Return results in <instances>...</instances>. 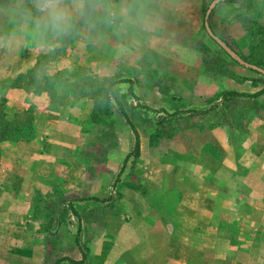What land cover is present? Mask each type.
Returning <instances> with one entry per match:
<instances>
[{"label": "rangeland", "instance_id": "obj_1", "mask_svg": "<svg viewBox=\"0 0 264 264\" xmlns=\"http://www.w3.org/2000/svg\"><path fill=\"white\" fill-rule=\"evenodd\" d=\"M211 1L195 22L187 10L170 20L174 41L195 52L191 63L139 53L117 59L68 42L41 54L23 78L3 83L45 97L39 109L0 120V128L10 122L25 139L45 111L81 98L94 102L74 155L89 185L70 193L61 178H50L31 214L44 233L57 226L44 235L42 264H264V93L251 97L264 90V76L237 64L208 36ZM260 2L214 9L208 23L245 62L261 60L264 69V51L249 50L239 23L226 20L241 10L256 32L264 25ZM113 82H122L117 96L108 91ZM2 100L1 90L0 114ZM3 247L0 254L11 250Z\"/></svg>", "mask_w": 264, "mask_h": 264}, {"label": "crops", "instance_id": "obj_2", "mask_svg": "<svg viewBox=\"0 0 264 264\" xmlns=\"http://www.w3.org/2000/svg\"><path fill=\"white\" fill-rule=\"evenodd\" d=\"M205 1L159 0L161 6L170 14L168 20L170 23L167 22L165 25L166 34L170 33L169 28L171 30L173 27V22L170 20L175 18L176 11L194 12L193 16L189 15V18L195 22L205 7L203 5ZM213 1L210 2L208 8ZM236 1L225 0L216 4L210 13L211 17L214 9H222V7L228 9L234 6ZM260 4L264 5V0H261ZM235 13H237V17L234 16ZM181 17L183 18V15L177 16L180 19ZM226 20L231 26L239 23L240 25L236 26L242 34H247L250 44L255 41L251 29H249V22L241 10L232 11ZM221 21L220 18L219 23ZM261 28L263 34L259 37L264 41V25L259 26L260 30ZM210 30L212 31L213 28ZM263 51L264 49H261V52ZM43 53L35 47H22L18 50L0 47V92L2 90L3 96L1 107L7 118L29 113L34 107L39 109L43 104H46L42 93H31L23 85L12 84L3 87L6 80H19L29 71L35 69L37 59ZM70 60L71 58L67 59L69 64L67 67L72 71L71 67L75 64ZM121 86L122 82H117L112 87L115 96H117V89ZM129 90L132 91V88L130 87ZM66 106L60 110H49L42 113V116L33 124L31 138L22 137L15 142L0 143V251H6L3 246L11 248L7 253L0 254V264H42L40 253L41 246H46L44 235H54L57 226L48 227L44 233L41 231V227H38L40 224L37 220H33L34 217L31 218V214L37 202V196L43 193V190L47 194L50 178H61L63 186L72 188L69 190L70 193H73L74 188L78 189L89 185V179L84 174L85 168L79 165L80 162H75L77 158H74V155L78 148L77 142L82 135L80 124L83 118L89 117L94 102L81 98ZM75 170H77V175H74ZM56 220L57 216L54 217V222ZM79 230L80 228H78ZM14 249H18L17 253L14 252ZM74 250L73 246L69 247L70 252ZM77 264H83V261Z\"/></svg>", "mask_w": 264, "mask_h": 264}, {"label": "clouds", "instance_id": "obj_3", "mask_svg": "<svg viewBox=\"0 0 264 264\" xmlns=\"http://www.w3.org/2000/svg\"><path fill=\"white\" fill-rule=\"evenodd\" d=\"M169 16L159 0H0V47L52 53L72 42L117 59L139 53L191 63L195 52L166 34Z\"/></svg>", "mask_w": 264, "mask_h": 264}, {"label": "trees", "instance_id": "obj_4", "mask_svg": "<svg viewBox=\"0 0 264 264\" xmlns=\"http://www.w3.org/2000/svg\"><path fill=\"white\" fill-rule=\"evenodd\" d=\"M255 27H257V26H255ZM262 30L263 29L261 28V30L258 29L256 32L253 33V35H254L253 37L255 38V41H253L250 44L249 50L251 48H254V47H257V46H258L260 51H261V49H264V41L261 40L260 37H258V36L263 34ZM261 62H262L261 60H254V64L257 65V66H260ZM116 84H117V82H113L112 84H110L108 91H111L112 87L114 85H116ZM262 93H264V90L262 92H259L258 94L254 95V96H251V97L259 96ZM231 97H239V96L238 95H231ZM6 118H7V116L2 112L0 114V120L8 121ZM5 121L2 122V127L0 128V143L4 142V141H9V140L18 141L22 137L27 138L26 136H22L23 134L22 135L20 134L21 129H19L18 127L16 128V127L12 126L10 124V122H5ZM22 130L25 133L27 131H30V127L29 126L24 127ZM134 135H135V147H134V151L133 152L136 154V153L139 152V143H138V138H137L135 133H134ZM15 136H19V137L16 138Z\"/></svg>", "mask_w": 264, "mask_h": 264}, {"label": "water", "instance_id": "obj_5", "mask_svg": "<svg viewBox=\"0 0 264 264\" xmlns=\"http://www.w3.org/2000/svg\"><path fill=\"white\" fill-rule=\"evenodd\" d=\"M221 1H225V0H214L206 12L205 20H204V27H205V30H206L208 36L237 64H239L243 68L255 71V72L264 76V69H262L256 65L245 62L232 49H230L221 39H219L217 36H215L212 33V31L210 30L209 23H208L209 15H210L212 9L215 7V5L220 3Z\"/></svg>", "mask_w": 264, "mask_h": 264}]
</instances>
